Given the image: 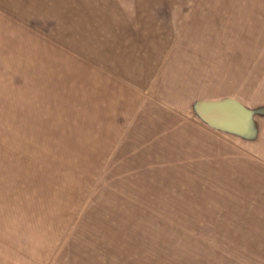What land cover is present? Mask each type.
<instances>
[{
  "label": "rangeland",
  "instance_id": "rangeland-1",
  "mask_svg": "<svg viewBox=\"0 0 264 264\" xmlns=\"http://www.w3.org/2000/svg\"><path fill=\"white\" fill-rule=\"evenodd\" d=\"M0 264H264V0H0Z\"/></svg>",
  "mask_w": 264,
  "mask_h": 264
}]
</instances>
